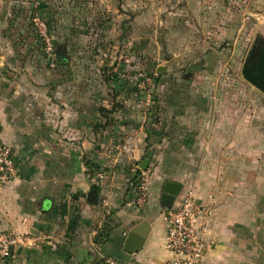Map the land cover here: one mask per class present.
<instances>
[{"label":"crops","instance_id":"1","mask_svg":"<svg viewBox=\"0 0 264 264\" xmlns=\"http://www.w3.org/2000/svg\"><path fill=\"white\" fill-rule=\"evenodd\" d=\"M55 53L57 70L43 69L40 85L0 55V138L17 167L0 194V235L26 237L0 264L166 263L173 259L161 203L167 180L182 184L175 205L192 191L213 208L204 225L207 264H264V99L217 100L212 116L203 113L204 100L188 113L176 96L169 117L152 119L145 97L120 99L118 86L106 93L91 77L81 79L66 46ZM144 159L149 197L137 207ZM144 219L146 242L129 253L124 241Z\"/></svg>","mask_w":264,"mask_h":264},{"label":"rangeland","instance_id":"2","mask_svg":"<svg viewBox=\"0 0 264 264\" xmlns=\"http://www.w3.org/2000/svg\"><path fill=\"white\" fill-rule=\"evenodd\" d=\"M0 5V55L26 74L25 81L40 85L43 69L57 70L56 48L66 46L81 79L91 77L109 94L114 86L123 88L120 99L145 97L152 119L169 117L176 96L188 113L204 100L210 106L203 113L212 116L217 100L232 106L264 99L242 73L256 36H264V0H0ZM190 65L200 69L186 78ZM152 141L147 138L150 146Z\"/></svg>","mask_w":264,"mask_h":264},{"label":"built area","instance_id":"3","mask_svg":"<svg viewBox=\"0 0 264 264\" xmlns=\"http://www.w3.org/2000/svg\"><path fill=\"white\" fill-rule=\"evenodd\" d=\"M43 34L46 42L50 39ZM50 44V43H49ZM151 169L141 170L137 178V207H143L149 197ZM17 176V167L13 148L0 138V194L4 187ZM213 208L196 201L192 191H188L180 204L166 208V221L168 229L165 236V247L173 255V259L164 264H207L206 253L209 243L205 235V222ZM26 241L20 234L4 233L0 235V257L3 259L14 258V248ZM107 264H126L124 261L108 258ZM15 264H24L15 261Z\"/></svg>","mask_w":264,"mask_h":264},{"label":"water","instance_id":"4","mask_svg":"<svg viewBox=\"0 0 264 264\" xmlns=\"http://www.w3.org/2000/svg\"><path fill=\"white\" fill-rule=\"evenodd\" d=\"M125 31V28H124ZM58 53V60H60ZM199 67L190 65L189 70H197ZM166 68L163 67L162 70ZM161 70V69H160ZM242 73L244 77L257 89L264 93V46L260 47L256 60L253 59V49L243 65ZM149 165V159H144L141 163V168L146 170ZM182 189V184L179 182L167 180L164 184L161 203L165 208H172L175 205L176 198ZM150 230V223L144 219L139 224L134 226L128 233L124 241V249L129 253H137L142 250Z\"/></svg>","mask_w":264,"mask_h":264},{"label":"flooded vegetation","instance_id":"5","mask_svg":"<svg viewBox=\"0 0 264 264\" xmlns=\"http://www.w3.org/2000/svg\"><path fill=\"white\" fill-rule=\"evenodd\" d=\"M263 46H264V36L259 34L258 36H256L254 43L251 47L253 49V59L254 60H256L257 58L260 47H263Z\"/></svg>","mask_w":264,"mask_h":264},{"label":"trees","instance_id":"6","mask_svg":"<svg viewBox=\"0 0 264 264\" xmlns=\"http://www.w3.org/2000/svg\"><path fill=\"white\" fill-rule=\"evenodd\" d=\"M97 192L96 191H92L91 194H90V197H89V201L90 202H96L97 201Z\"/></svg>","mask_w":264,"mask_h":264}]
</instances>
